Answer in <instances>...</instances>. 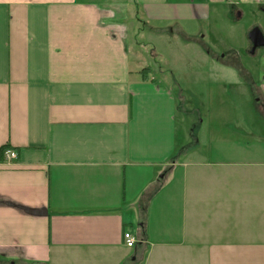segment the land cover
<instances>
[{"label":"crops","instance_id":"0c3cea01","mask_svg":"<svg viewBox=\"0 0 264 264\" xmlns=\"http://www.w3.org/2000/svg\"><path fill=\"white\" fill-rule=\"evenodd\" d=\"M134 1L200 43L185 26L220 2ZM127 36L101 0H0V147L17 153L0 154V264H264V142L216 128L222 102L206 141L181 143L177 98ZM261 67L244 81L263 98Z\"/></svg>","mask_w":264,"mask_h":264},{"label":"rangeland","instance_id":"374dc122","mask_svg":"<svg viewBox=\"0 0 264 264\" xmlns=\"http://www.w3.org/2000/svg\"><path fill=\"white\" fill-rule=\"evenodd\" d=\"M234 2H213L215 9L208 21H196L192 27L185 26L189 36L202 39L203 43H200L170 29H152L145 25L141 20L140 7L134 0H101L115 12L118 20L126 24V46L130 49L132 62L141 67L150 66L153 69L151 76L164 81L177 98L176 128L177 139L181 143H190L197 137L200 142L206 141L196 123L199 118L207 119L210 106L215 111L214 104L220 108L223 103L233 114L230 119L219 115L216 120L210 118L215 121L216 128L230 130L232 135H238L245 142L255 139L264 142V117L252 104V94L244 81L252 73L254 80L260 78L264 49L250 57L247 38V29L255 20H260L256 18L257 11H252L244 3L230 11L229 4ZM229 49L236 50L237 57L233 52L220 59L222 61L217 60L218 56L214 57L225 55ZM238 62L242 64L240 67ZM133 224L135 231V221Z\"/></svg>","mask_w":264,"mask_h":264},{"label":"flooded vegetation","instance_id":"af4514ba","mask_svg":"<svg viewBox=\"0 0 264 264\" xmlns=\"http://www.w3.org/2000/svg\"><path fill=\"white\" fill-rule=\"evenodd\" d=\"M223 1L225 2V0ZM241 3L247 5L252 11H257L256 18H259L260 20L257 22H255V20L254 23L247 29V38L250 45L248 48V53L250 55H255L259 49H264V0H235L234 3L229 4V6L232 8L231 11H234V8H236V6L240 5ZM235 10L237 11V9ZM239 16L240 13L238 14V17ZM253 29H256V31L252 33L251 31ZM255 43H262V45H257L254 47ZM252 94L255 99L259 97L261 98L260 104L258 105V110L264 115V97H261L263 94L260 87L253 85Z\"/></svg>","mask_w":264,"mask_h":264},{"label":"built area","instance_id":"2783aa9c","mask_svg":"<svg viewBox=\"0 0 264 264\" xmlns=\"http://www.w3.org/2000/svg\"><path fill=\"white\" fill-rule=\"evenodd\" d=\"M4 157L9 160V159H14L17 156V153L13 149H6L4 152ZM122 238L123 242L127 247H132L137 241V238L129 231V230H124L122 233Z\"/></svg>","mask_w":264,"mask_h":264},{"label":"trees","instance_id":"16d2710c","mask_svg":"<svg viewBox=\"0 0 264 264\" xmlns=\"http://www.w3.org/2000/svg\"><path fill=\"white\" fill-rule=\"evenodd\" d=\"M149 69V67H147V68H144L143 69V71L144 70H148ZM6 149H8V145L6 144V145H3V146H1L0 147V154L2 155L3 154V152L6 150Z\"/></svg>","mask_w":264,"mask_h":264},{"label":"water","instance_id":"95a60500","mask_svg":"<svg viewBox=\"0 0 264 264\" xmlns=\"http://www.w3.org/2000/svg\"><path fill=\"white\" fill-rule=\"evenodd\" d=\"M254 31H256V29H253L251 32L253 33ZM257 45H262V43H255L254 47L257 46Z\"/></svg>","mask_w":264,"mask_h":264}]
</instances>
